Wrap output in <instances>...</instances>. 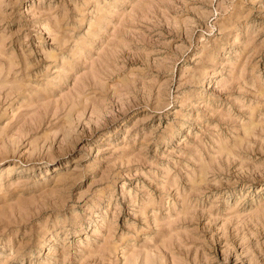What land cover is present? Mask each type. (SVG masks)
Returning <instances> with one entry per match:
<instances>
[{
	"label": "rangeland",
	"instance_id": "1",
	"mask_svg": "<svg viewBox=\"0 0 264 264\" xmlns=\"http://www.w3.org/2000/svg\"><path fill=\"white\" fill-rule=\"evenodd\" d=\"M0 264H264V0H0Z\"/></svg>",
	"mask_w": 264,
	"mask_h": 264
}]
</instances>
